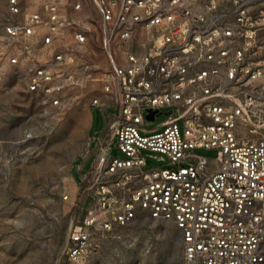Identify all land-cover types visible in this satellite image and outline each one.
<instances>
[{"label":"built area","instance_id":"1","mask_svg":"<svg viewBox=\"0 0 264 264\" xmlns=\"http://www.w3.org/2000/svg\"><path fill=\"white\" fill-rule=\"evenodd\" d=\"M6 5L0 85L24 84L45 123L26 136L86 98L104 119L77 167L92 156L80 174L92 204L69 226V257L145 214L179 230L182 264H264V0ZM160 114L150 133L144 125ZM198 147L215 149V159L196 156ZM143 150L171 165L144 169Z\"/></svg>","mask_w":264,"mask_h":264},{"label":"rangeland","instance_id":"2","mask_svg":"<svg viewBox=\"0 0 264 264\" xmlns=\"http://www.w3.org/2000/svg\"><path fill=\"white\" fill-rule=\"evenodd\" d=\"M7 16L6 0H0V24ZM88 100L72 106L43 134L27 137L29 129L45 126L32 93L15 79L0 85V264H182L179 230L171 221L145 214L96 234L99 247L89 249L82 258L69 257V226L79 222L92 204L80 182L92 156L80 171L77 167L83 162L87 135L98 136L104 127L100 109L87 110ZM165 118L160 114L144 127L150 133L158 131L161 128L155 126ZM192 152L209 161L216 157L215 149L198 147ZM109 154H118L115 140ZM142 154L144 169L171 165L159 152L143 150ZM190 163L191 159L183 161V165Z\"/></svg>","mask_w":264,"mask_h":264},{"label":"water","instance_id":"3","mask_svg":"<svg viewBox=\"0 0 264 264\" xmlns=\"http://www.w3.org/2000/svg\"><path fill=\"white\" fill-rule=\"evenodd\" d=\"M153 113H154V111H150V112L147 114V117H148L149 119H152V118H153Z\"/></svg>","mask_w":264,"mask_h":264},{"label":"crops","instance_id":"4","mask_svg":"<svg viewBox=\"0 0 264 264\" xmlns=\"http://www.w3.org/2000/svg\"><path fill=\"white\" fill-rule=\"evenodd\" d=\"M87 110L90 111V107H87Z\"/></svg>","mask_w":264,"mask_h":264}]
</instances>
